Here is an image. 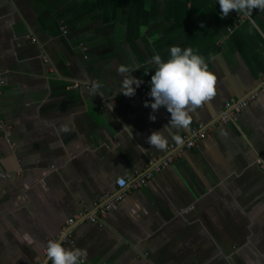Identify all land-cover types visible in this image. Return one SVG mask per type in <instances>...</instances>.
I'll return each instance as SVG.
<instances>
[{
  "label": "crops",
  "instance_id": "0c3cea01",
  "mask_svg": "<svg viewBox=\"0 0 264 264\" xmlns=\"http://www.w3.org/2000/svg\"><path fill=\"white\" fill-rule=\"evenodd\" d=\"M251 20L222 18L216 0H0V121L11 127L0 131V172L11 175L0 181V264H34L72 217L85 264H264V95L128 194L102 227L86 220L117 178L132 179L173 135L214 122L260 85L264 10ZM172 46L205 59L216 95L187 129L163 130L160 151L146 139L170 114L161 107L150 121L144 103L154 58ZM120 66L144 81L132 97Z\"/></svg>",
  "mask_w": 264,
  "mask_h": 264
},
{
  "label": "clouds",
  "instance_id": "9594fccd",
  "mask_svg": "<svg viewBox=\"0 0 264 264\" xmlns=\"http://www.w3.org/2000/svg\"><path fill=\"white\" fill-rule=\"evenodd\" d=\"M216 3L219 4L222 18L235 10L251 20L254 9L264 10V0H216ZM251 24L256 27L254 20H251ZM169 54L167 60H162L159 55L154 58V74L147 93L150 100L144 103V107L152 110L149 114L150 121H155L156 116L153 113L161 107L170 114L168 124L162 130L151 132L146 139V143L160 151L165 150L168 144L163 130L187 129L192 123L191 114L208 104L216 95L217 77L214 72L209 71L203 57L194 53L191 48L182 49L179 46L170 47ZM117 71L122 75L128 73L123 78L122 94L127 97L134 96L144 81L130 76L135 70L120 66ZM172 140L178 145L183 143L179 135H173ZM21 239L28 245L35 243L28 233ZM45 247L47 258L52 264H85L88 255L86 249L67 248L59 241L49 240Z\"/></svg>",
  "mask_w": 264,
  "mask_h": 264
},
{
  "label": "built area",
  "instance_id": "2783aa9c",
  "mask_svg": "<svg viewBox=\"0 0 264 264\" xmlns=\"http://www.w3.org/2000/svg\"><path fill=\"white\" fill-rule=\"evenodd\" d=\"M63 34L66 33L63 27L60 28ZM230 32V30L228 31ZM31 43L35 44L36 40L31 39ZM81 49L85 51V48L80 45ZM44 64L48 63V59L45 57L42 59ZM3 85V81H0V87ZM91 85H80L74 82L70 85L73 90H78L84 88L88 90ZM1 94V93H0ZM260 95H264V75L262 76L260 85L248 92L243 99L240 100H229L223 105L222 111L214 122L210 124L198 123L195 125L188 134L181 135L183 139L182 144H176L174 141L170 143L167 147V154L162 157H153L148 161L147 168L135 174V176L130 179L117 178L115 180L116 190L113 194H104L98 202L94 205L93 211L86 215V220L91 223L98 225L100 227L105 223L107 215L116 210L119 203L133 191L145 187L156 174L164 171L169 167L176 159L180 158L181 155L195 148L198 143L207 139L211 133V130L215 126H222L227 124L236 123L238 116L248 107V105L254 102ZM100 110L104 109L105 101L101 100ZM0 131L6 136H9L11 127L0 121ZM257 167L260 171L264 173V163L261 160H257ZM11 178L9 173L0 172V181H7ZM78 217H72L64 222L60 232L52 237L50 240L59 241L62 245H69L74 248V242L71 237V226L75 223ZM34 264H52V261L47 258L46 248L43 249L40 257L35 261Z\"/></svg>",
  "mask_w": 264,
  "mask_h": 264
}]
</instances>
